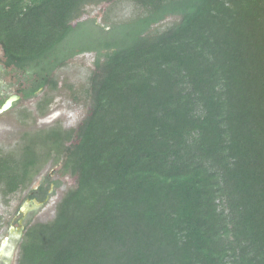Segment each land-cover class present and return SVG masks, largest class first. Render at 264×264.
<instances>
[{
    "label": "trees",
    "instance_id": "1",
    "mask_svg": "<svg viewBox=\"0 0 264 264\" xmlns=\"http://www.w3.org/2000/svg\"><path fill=\"white\" fill-rule=\"evenodd\" d=\"M111 1L0 0L5 66L23 97L43 94L37 115L55 72L96 55L78 129L0 150L2 198L50 161L76 177L52 221L26 226L17 264H264V0H133L126 21L71 25ZM88 23L100 37L84 42Z\"/></svg>",
    "mask_w": 264,
    "mask_h": 264
},
{
    "label": "rangeland",
    "instance_id": "2",
    "mask_svg": "<svg viewBox=\"0 0 264 264\" xmlns=\"http://www.w3.org/2000/svg\"><path fill=\"white\" fill-rule=\"evenodd\" d=\"M141 9L133 0H113L99 4L86 5L80 18L71 23L93 20L100 27L108 28L112 23H120L141 14ZM178 17H168L150 29L151 35L164 32L177 23ZM92 30V32H90ZM81 39L90 37L98 39L100 34L94 30L90 23L79 29L77 33ZM85 34V35H84ZM92 34V35H91ZM79 37V38H80ZM84 41V40H83ZM85 42V41H84ZM2 50L0 48V56ZM95 52L75 56L67 65L55 72L58 82L55 90L45 89L44 94L52 98V102L43 116L37 115L34 106L38 99L20 101L15 106L0 115V150L7 151L21 142L26 132L44 130L60 126L64 130L78 129L88 115L90 99L88 98V81L95 67ZM20 76L16 74L0 75V100L6 94L15 92ZM60 163L51 161L36 176L31 185L7 198L0 197V264H17L18 247L21 237L16 239L19 228L17 221L25 210L22 227L36 223L52 221L55 216L57 203L69 189L76 185V177L61 175ZM53 182H58L57 186ZM52 185V186H51ZM43 187L46 189L48 199L41 205H25V201L33 189ZM22 232V231H21Z\"/></svg>",
    "mask_w": 264,
    "mask_h": 264
},
{
    "label": "flooded vegetation",
    "instance_id": "3",
    "mask_svg": "<svg viewBox=\"0 0 264 264\" xmlns=\"http://www.w3.org/2000/svg\"><path fill=\"white\" fill-rule=\"evenodd\" d=\"M16 74L17 76H20V77H18L19 78V80L17 81L16 80V82H17V88H16V90H15V92H13V93H11V94H6L5 96H3V98L2 99H4L3 100V102L6 100V99H8L9 97H11V96H14V95H16L17 97H18V99L13 103V105H12V107H11V109L15 106V104L16 103H18V102H20V101H31V100H34V99H38L37 97H39V95H42V93L41 94H38V95H36V96H30V97H27V98H25V97H23V94H22V92H21V89H25L26 91H28V88H30V84L29 83H27V82H25V81H23L22 79H21V77H22V75H21V73H19L18 71H16L14 68H13V66H10V67H6L5 66V58H4V55H3V52L1 53V56H0V75L2 74V75H5V74ZM31 82V81H30ZM0 84H1V82H0ZM1 99V100H2ZM0 100V101H1ZM2 102V103H3ZM38 101H36V103H37ZM1 103V104H2ZM36 103H35V105H36ZM1 104H0V106H1ZM10 109V110H11ZM34 109H35V111H36V108H35V106H34ZM52 186V185H51ZM46 193H44L43 191H40V189L39 188H36V189H33V191H31L30 192V194L28 195V197H27V199H26V201H25V205L27 206V205H32V206H36V205H41V204H43L47 199H48V193H47V191H45ZM22 213H23V215H21V218L17 221V224H18V226H19V228H22L21 230H18V232H17V235H16V239H18V237H21L22 235H23V232H24V230H25V228H26V226L24 225L23 227H22V221L24 220L23 218V216H24V213H25V210L24 211H21ZM22 231V232H21Z\"/></svg>",
    "mask_w": 264,
    "mask_h": 264
},
{
    "label": "water",
    "instance_id": "4",
    "mask_svg": "<svg viewBox=\"0 0 264 264\" xmlns=\"http://www.w3.org/2000/svg\"><path fill=\"white\" fill-rule=\"evenodd\" d=\"M18 99L16 95L9 97L6 99L0 106V115L9 111L13 105V103Z\"/></svg>",
    "mask_w": 264,
    "mask_h": 264
}]
</instances>
